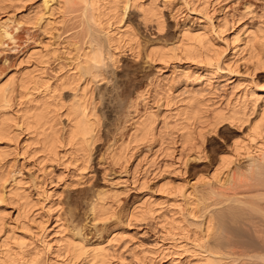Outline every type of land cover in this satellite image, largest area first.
Segmentation results:
<instances>
[{"label": "rangeland", "instance_id": "1", "mask_svg": "<svg viewBox=\"0 0 264 264\" xmlns=\"http://www.w3.org/2000/svg\"><path fill=\"white\" fill-rule=\"evenodd\" d=\"M47 1H49V7H46ZM59 1L0 0V31L6 27L12 37L4 39L3 45L0 46V85L7 81L15 82L11 106L7 108L8 110L5 109L6 111L0 110L2 116L18 117L25 110L26 105H29L27 98H21L24 95L19 96V82L22 77L27 76V73L36 78L40 77L41 82H45L46 87L50 85L51 89L58 83L61 84L60 82L64 81L63 78H66L67 74H73L79 78L77 68L81 60L77 55L80 53L78 49L87 50L89 33L80 14L81 11L76 9L75 12H66ZM151 1L153 0H138L136 1L138 5L136 2L133 4L138 7L140 4H148ZM190 1V5H185L182 0H154L155 5L162 11L164 30L160 32L155 20L151 23H143L138 8L132 7L122 25L129 26L130 31L128 28L127 30L135 34L136 38L130 42L129 47L117 45V42L116 44L114 42L112 47H115L113 53L115 52L118 57L117 65L114 67L108 62V67H104L99 81L83 78L78 86L73 84L77 91H80L77 93L78 96L82 93L86 94L87 98L89 96L99 124V133L91 152L87 154L81 151L75 153V151L73 153L75 155H72L75 158L71 157L77 160L76 165L81 164L77 167L87 169L86 171H78L73 166L62 164V161L45 155V152L35 155L34 150L39 148L40 144H36L38 138L34 134L29 135L28 131L18 138L13 137V139L11 135L12 139L9 137L0 140V156L3 157L0 158V168L2 171L11 169L13 171V180H9L4 191L6 199L0 203V216H3L5 225L0 234V245L4 242V238L12 240L14 233L15 237L25 240L28 245L23 253L26 260H29L31 255L39 253L40 264H48L49 255L41 240L38 239L40 237H35L30 231L41 233L39 231L42 230V226L48 227L54 222V218H49L47 211L52 205L55 217L60 216L62 222L60 224L66 228L64 235L67 240H77L74 233L80 230L85 243L94 247L103 243L106 245L111 234L116 235L118 244H114L118 246L110 248L109 251V259L113 264H208V260H201V256L205 259L211 257L215 263L216 259H219L218 262L223 259L221 264H264V261L255 258V256L264 255L262 241L264 235H260L264 231V191H256L250 185L245 184L246 187H244L241 184L245 192L253 193L249 195L246 192L247 194L244 195V192H241L243 188L240 186L241 195L237 192L239 189L228 192V189L224 187L227 190L225 192L222 190L223 187L214 183L220 159L223 156H232L235 145L247 140L250 122L241 129L229 123L215 128L210 118L201 122L192 120L187 124L176 114L177 108L185 104L180 100H188L191 96L199 101V106H202V104L211 105L220 99L225 100L228 97L234 98L245 94L249 108L247 113L254 112L250 117L251 121L259 117V107L263 104L264 98V56L260 64L259 60L251 57L250 52H245L241 57H233L230 53L232 44L237 39L244 38L246 29L264 30V0ZM20 20H27L29 23L26 22L27 24L16 30V24ZM183 25L194 28L202 25L214 35V45L222 54L220 67L228 72L227 74L226 71L225 74L215 73L211 76V81L205 79L195 81L194 77L187 79L184 75H176L181 68L185 72H191L195 69L194 66L188 67L185 63L167 67L161 74L170 80L168 87H171L174 93L173 99H176L167 106L164 101L153 100L150 91L151 96L150 94L147 96L148 104L145 106L138 98L140 94H145L144 92L149 89L155 77L160 76L158 67L162 65L161 62L152 63L146 57L147 47L151 43H160V45L174 43ZM106 49L104 47V50ZM46 50L50 52V55L48 54V59L42 60L44 62L42 63L40 59L37 60L38 55L34 53H43ZM59 78L63 80L59 81ZM45 86L40 89L41 92H44ZM71 86L56 92L58 95L50 92V95L57 97L56 101L50 100L59 105L61 103V106L64 104L66 108L74 100L77 92L71 90L70 88H73ZM34 95L38 94L35 92ZM177 95L178 98L175 97ZM258 97L259 100H256ZM134 102H138L136 114L131 108ZM253 102H256L255 106ZM146 109L150 110L157 119L155 137L132 150L127 159L118 163L113 161L109 154L110 149L128 140L133 131L132 119L143 116ZM64 111L65 109L62 110ZM208 115L211 116L212 113L209 112ZM61 121L62 125H58L57 128H62L66 123L64 117ZM189 135L192 141L190 138L185 139ZM28 138L29 140L26 141ZM26 143L29 146L27 153L23 147ZM147 161L152 162L150 163L152 166L148 164L147 167L145 165ZM249 161L250 159L246 156L235 158V162L227 172L237 176L247 174L246 168ZM82 162L85 165H82ZM209 182L219 187H214L217 192L230 196L217 198L209 195L211 197L208 199L204 197L207 200L203 198L196 201L199 197L198 191L201 192L203 186ZM164 189L169 191L166 192ZM172 189L174 192L171 191ZM180 189L186 192L185 195L193 194L191 200L195 208H191L195 209L193 211L195 217L189 215L190 207L188 202L186 204V200H189L182 198L181 194L178 195L177 191ZM204 190H206L205 187ZM100 192L108 193L110 199L108 209L104 212L105 216L96 223L93 220L91 208ZM15 193L20 196H16ZM206 193L207 191L204 194ZM21 196H23L22 199L28 197V200L36 205L34 209L32 208L30 215H27L28 219H24L26 215L22 204L25 199L20 200ZM230 197L239 199L231 202ZM148 200L153 202L154 208L157 209L155 218L153 220L131 218L129 214L134 208ZM172 204L180 205L182 209L174 206L171 207L170 212L168 206ZM259 209L261 210L257 211ZM162 212L165 213L162 214ZM172 212L176 214L173 216ZM170 217L190 231L192 239L194 236L198 237L201 247L191 245L190 241L184 240L182 243L187 244L186 249L190 252H184L180 258L173 254L172 250L171 252L160 250V246L168 243L164 240L162 225L167 219L171 221ZM209 217L212 219L213 226L217 228L210 227ZM253 221L262 224V227L250 223ZM219 228L220 232H218ZM258 229L259 232L256 233L260 236L254 234V231ZM259 237L263 239L260 240ZM217 238L220 245L216 241ZM215 246L218 249H215ZM215 250L223 254H216ZM151 253L156 254L151 255ZM63 254L61 253L60 256ZM64 256L55 259L56 262L65 264L67 261ZM175 260L177 261L174 262Z\"/></svg>", "mask_w": 264, "mask_h": 264}, {"label": "bare ground", "instance_id": "2", "mask_svg": "<svg viewBox=\"0 0 264 264\" xmlns=\"http://www.w3.org/2000/svg\"><path fill=\"white\" fill-rule=\"evenodd\" d=\"M50 1L52 2L54 0H50ZM136 1L138 0H124V1L123 0L122 1L121 0H60L59 1L63 5L64 8L63 7L62 8L65 9L66 12L67 11H69V13H71L72 11L75 12L76 9L77 10L79 9L81 11V13L79 11L78 12L82 15V19L86 26L87 33H89L88 34L89 42H87L88 43L87 50H83L77 47L79 48L78 51L80 52L77 55L78 58L81 60V61L79 60L80 61V63L78 64L79 67L77 66L78 67L77 69H79L78 71L80 73V74L78 73L79 78L76 75L67 74L66 78L65 77L63 78L64 81L60 82L61 84L57 82L58 84L51 89L50 85L46 87L45 86L46 83L41 82L42 79L40 77L36 78V76H32V74L29 75V73H27V76L25 75V77H22L20 81L21 83L19 82L20 84L19 96L24 95L25 97L23 96L21 98H27V103L29 105H26L25 110L18 117H14V116L9 117L7 115L2 116L1 115L2 113L0 114V140L8 139L11 135L12 138L13 137L18 138L21 136V134L28 131L29 135L34 134L38 138L36 144H40V147L34 150L35 155L41 152H45L46 153V154L44 153L45 155H49L53 158H56L57 160L62 161V164L73 166L78 171L80 170L83 172L85 170L82 167L80 168L77 167L78 165L81 164L78 165L75 164L77 163V160L73 159L75 158L73 157L75 155V154L73 155V153L75 151H76L75 153L81 151L87 154H89L88 152H91L97 140V136L99 133V124H98V120H96L97 117L95 113V108L94 106H92V103H90L89 101V96L87 98V95L83 93H82L83 95L81 94L82 96L80 94L78 96L77 93L79 90L77 91L75 87L78 86V83H80L79 81H81L83 78H90V81L91 78L93 79V81L94 80L99 81L98 79H101L104 67L105 66L108 67L107 66L108 62H110L114 67L117 65L118 57L116 56L115 52L113 53V49L115 47H112V45H114V42L115 44L117 42V45L121 44L123 46L127 45L126 47H129L128 45L130 44V42L134 40V38H136L135 34L129 32L130 28H128L129 27L128 25H127L128 27L122 25L124 23L126 14L132 7H136V9L138 8L143 23H148V22L151 23L153 22L152 20H155L159 32L164 30L162 11L155 5L154 0L148 4H144V5L140 4V6L138 7L134 5ZM182 1L184 2L185 5H190L189 3L191 2L190 0H182ZM137 3L138 2H136V4ZM46 7H49V1L46 2ZM26 22L28 21L27 20L18 21L16 24L17 25L16 30H18L24 24H27ZM127 28L129 31L127 30ZM244 35L245 36L243 39L240 40L237 39L236 41H234V43L232 44V51L230 55L233 57L235 56L241 57L245 52L246 53L250 52L251 57L259 60L258 62L262 64L261 58L262 56H264V30H261L260 28L256 30L246 29ZM213 36L214 35L210 33L206 27L202 25L198 26V28H194L193 26L188 27L183 25L182 27H180L174 43L172 44L170 43L169 45L168 44L164 45L163 43L162 45H160V43L159 44L151 43V45L147 47L146 57L150 61H152V63L153 62L162 63V65L158 67L160 76L155 77L154 81L150 84L149 89H147L146 92H144L145 94H140L138 100H141V102H143L144 105L147 106L148 104L147 102L149 98L147 96L150 94L151 91L153 100L155 101L157 100L158 102L164 101L167 104V106H170V103L176 98L173 99L174 93L172 92L171 87H168L170 80L167 78V76H164L161 73L163 72V70H165V68L171 67L175 64L186 63L188 67L194 66L195 69L192 70L191 72H185V70L181 68V71L178 72L179 74L176 75L177 76L184 75L187 79L194 77L195 81L199 79H203V80L205 79L207 81H211L212 80L211 76H214L215 73L217 74V72H223L225 74L226 70L224 71V69L220 67L222 54L216 49L213 41ZM11 38L12 37L8 32V29L5 27L2 31H0V46L3 45L4 39H11ZM103 41L106 43H104ZM104 47L105 49L107 48L108 50L107 49L104 50ZM45 52L43 53L37 52L34 53V55H38L37 56L38 61L39 59L40 61L42 60L44 61V59L46 58L48 59L50 55L49 54L50 52L48 53L47 50ZM34 55H32V57ZM43 61L42 63H44ZM227 72L228 71H226V74ZM59 79H60L59 81L63 80L62 78ZM14 83H15L14 81L13 82L7 81L6 83L0 85V110H5V109L8 110L7 108L11 106L10 104L12 103V95L14 93V88H15ZM74 83L75 85L76 84L77 85L76 86L73 85ZM71 85L73 86V88L70 89L77 92L75 93L74 96L75 98L73 97L74 100L72 99L73 101H71L69 103L70 105L68 104L66 108L64 107V104L63 106H61L62 105L61 103L59 105V103H56L54 101L52 102L50 100V99H54L55 101L57 100V97H55V95L54 96L50 95V92L56 94V92L58 93L62 89L69 88L68 86ZM43 86H45V89H43L44 92H41L40 89ZM35 92L38 94L37 96L34 95ZM244 95L245 94L241 96H236L234 98L228 97L225 100L220 99L217 102H213V104L211 105L202 104V106L201 105L199 106L198 105L199 101L195 97L191 96L188 100L185 101L180 100V102H183L185 104L183 107L180 106V108H177L176 114L178 117H180L181 121L183 120L187 124L192 120L201 122L204 119H206L207 121L210 118L213 120V125L215 128L221 124L229 123L230 125L238 129H241L245 124H248L250 122L247 140L238 142V144L235 145L232 156H223L220 159L217 168V173L214 176V179L216 180V182L214 181V183L218 184L219 187H223L222 190H225L224 187L227 188L228 192L229 190L232 191H234L235 189L238 190L241 184H243L244 187H246L245 184H247L248 186L250 185L251 188L255 189L256 191L262 192L264 191V98H263V104L261 105V107H259V111H260V114H258L259 117L254 121H251L250 117L253 115L254 112L251 114L247 113V110L249 108L247 106L248 103H246L247 97L246 96L244 97ZM175 97L178 98V95ZM256 100H259V97L256 98ZM252 104L253 106H255L256 102H253ZM137 105L138 102H134V104H132L131 106V108L133 109L132 111H134L135 114L137 112ZM64 109L65 111L62 112V110ZM209 112L212 113L211 116L208 115ZM62 117L66 119V123H64V126L62 128H57L58 125H62L61 123ZM156 122L157 119L155 115L150 110L148 111L147 109L145 110L143 116L137 119L136 118L132 119L133 131L129 136L128 140H126L125 142L121 143L118 146L114 145L113 148L110 149L109 154L110 157L113 159V161H116L118 163V161L120 162L123 161L124 159H127L129 153L132 150L136 149L140 144L144 143L145 141H150V139L153 140V138L156 135L155 134L156 124H157ZM184 128H186V126ZM190 131L191 133H193L192 130ZM191 135L193 136V134ZM190 137L191 136L189 135V137L185 139H189ZM12 138L10 137L9 139ZM191 138L190 140L192 141ZM27 140H29V138L26 139V141ZM23 147L24 149H26L25 152L26 151L28 152V147H29L28 144L26 143ZM242 156H246L247 158L250 159L249 164L246 168L247 174L243 172H242L243 174L241 175L239 174L240 176L239 175L237 176L236 174L235 175L229 174L228 170H230L232 163L235 162V158H240ZM0 158L3 157L0 156ZM152 162L154 163V160ZM152 162L147 161L145 165L148 167V164L151 165L150 163ZM83 164L84 163L82 162V165ZM12 174H13L12 169L9 171H2V169L0 168V203H3L6 199L4 191L7 188L8 185L7 183L9 182V180L11 179L13 180ZM214 183L209 182L205 184V186H203V190L204 187L206 188V190H204V192L203 190L201 192L198 191L199 197L197 198L196 195H194L197 198V200L196 199L195 200L200 201L204 197L205 198L207 197L208 199L209 197H211L209 195H213L217 198L225 195H226L225 197H227V195H229V194L224 195L221 192H217L215 189L219 187H216L217 185L214 186L213 185ZM166 184L168 185V183ZM166 184L165 187H167ZM243 186L241 187L243 188ZM166 189H171V188H166ZM244 189L245 188H243L241 192H244L243 194L245 195L247 191L245 192ZM165 191L167 192L169 190H165ZM171 191L174 192L173 189ZM206 191L207 193L204 194ZM239 191L240 189L237 192ZM177 192L178 195L181 194L182 198L185 199L187 198L189 201L193 197L192 193L189 195L187 194L185 195L186 192L184 193L183 189L182 190L180 189ZM225 192H227V190H225ZM237 192L234 193L237 194ZM241 192L239 193L242 195ZM230 193L232 194V192ZM247 193L249 194V192ZM250 194L252 195L253 193L250 192ZM15 195L20 196V194L18 195L17 193H15ZM234 197H230L231 202L238 201L237 199L239 198L236 199ZM19 198L20 200L25 199V198L22 199L23 196ZM28 199L29 198L27 197L25 199V202L22 204L25 210L24 214L26 216L30 215V213L32 212V208L34 209V205H35L33 204V201H30ZM109 199H110V195H108V193H104V192L98 193L97 199L93 203L91 208L94 222L97 223L98 221H100L101 217L105 216L106 213L104 214V212L105 210L107 211L108 209L107 207L109 205L108 204ZM189 201L186 200V204L188 202V207H190L189 215L194 216L195 213L193 211H195V209L191 208L194 207V203L193 200H191L190 202ZM239 204H241L240 201ZM251 205H247V206H251ZM154 206H155L154 203L149 202L148 200L146 203H143L142 205H139L136 208H134V210L129 215L131 218H135V219L144 218V219L153 220L155 218L154 215L157 210L154 208ZM174 206L175 208L180 207V205L179 206L178 205L176 206L174 204L169 205L168 207L170 209L169 210L170 212L172 211L171 207ZM233 206L235 205L233 204ZM260 210L261 209L257 211ZM47 211L49 213L48 215L50 216L49 218H54V222L48 227H45L46 225H44L43 228L42 226L41 227L42 230L40 229L41 231H39L41 233H33L31 231L30 233L35 235V237L36 236L40 237L38 239L41 240L44 249L49 255L48 264H56L58 261L56 262L55 259L62 258L64 254L66 255L64 256L66 258L65 260L67 261V262L65 261L66 263L64 262L65 264H81L82 262H84L83 264H113L112 261L109 259L110 258L109 251L110 248H114L118 246L114 244V243L118 244L116 240V235L112 233L109 240L106 242V245L105 243H103L94 247H91L87 245V243H85V240L80 230L76 232V234L74 233L75 235L74 237L75 238L77 237V240L74 239L67 240V237L64 235L66 228L64 227L63 224H60L61 222L60 216L55 217V213H54L55 211L53 212L52 205L48 207ZM173 212L172 215L174 216V214L176 213ZM164 213L165 212H162V214ZM26 216L24 217V219L25 218L28 219V216L27 217ZM167 220L166 223L162 225V230L164 233L163 234L164 240L168 241V243H166L165 241L167 245L164 244L160 246V250H162L163 252L166 250L171 252L172 250L173 254L178 255V257L180 258L184 252L185 253L190 252L188 249H186L187 244L184 245L182 243L184 240L190 241L191 245L193 244L196 247H201L200 245L201 241L200 240H199L200 242L198 241V237L194 236V238L192 239V237H190L192 235L189 234L190 231H187L185 227H182L180 225V223L178 224V222L175 219L172 218L171 221H167ZM256 221L250 223H254V225H256L258 224ZM248 222L246 223L248 224ZM208 224H210V227L213 226L211 217H209ZM258 225L261 226L262 224H258ZM3 226H5L4 219L3 216H0V234L3 231ZM213 227L217 228L216 226ZM212 230L214 231V229ZM216 230L218 231V229ZM218 232H220V228ZM256 232H259V229L258 231H254V234L259 235V233ZM262 233L263 234H260L261 236L264 235V231H262ZM12 235H13V237H11V239L13 238L12 240H10V238L8 239L4 238L3 239L4 242L2 243L1 241L2 244L0 245V264H40V255H38L39 253L31 255V258L30 257H29L30 259L28 258L29 260H26L24 258L23 253L25 248L28 247L27 243L25 242V240L15 237L14 233ZM231 237L232 236H230V238ZM218 239L219 238H217L216 240L217 243H218ZM259 239L261 240L263 238L259 237ZM262 241L264 242V239ZM215 249L218 248H216L215 246ZM61 253L64 254L60 256ZM152 253L151 255L156 254V253L155 254ZM214 253L217 254L219 252H216L215 250ZM219 254L222 255L223 253L220 252ZM201 258H202L201 260H205V261L208 260V264H217L219 260L216 259V263H215V260H211V257L210 259L209 257H206L208 259H205L204 256H201ZM255 258L260 261H264V255L255 256ZM176 261L177 260H175L174 262ZM221 262L219 261L218 264H221Z\"/></svg>", "mask_w": 264, "mask_h": 264}]
</instances>
